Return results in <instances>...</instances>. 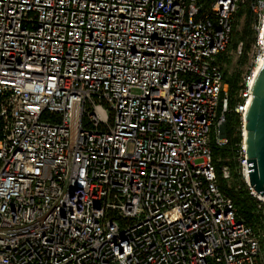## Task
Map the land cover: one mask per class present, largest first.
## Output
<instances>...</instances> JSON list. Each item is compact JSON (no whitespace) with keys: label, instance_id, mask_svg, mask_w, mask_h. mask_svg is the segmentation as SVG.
I'll list each match as a JSON object with an SVG mask.
<instances>
[{"label":"built area","instance_id":"1","mask_svg":"<svg viewBox=\"0 0 264 264\" xmlns=\"http://www.w3.org/2000/svg\"><path fill=\"white\" fill-rule=\"evenodd\" d=\"M263 63L264 0H0V264H264L213 150L234 111L235 187L264 212L245 143Z\"/></svg>","mask_w":264,"mask_h":264},{"label":"trees","instance_id":"2","mask_svg":"<svg viewBox=\"0 0 264 264\" xmlns=\"http://www.w3.org/2000/svg\"><path fill=\"white\" fill-rule=\"evenodd\" d=\"M244 36L249 34V28L246 27L243 31ZM250 47L249 44H246V50ZM247 61L246 58L242 60V64H245ZM241 72L234 73L231 77L227 76V81L230 83V107L233 109L236 104L237 95L240 91V82H241ZM241 125L239 115L234 111H231L226 115V133L229 138V145L226 147H218L213 143L214 158L217 162L219 157L228 158L226 161L232 169V172L235 176H238L237 170L240 169V164L237 160V155L239 154V149L241 146V132L239 130ZM220 163H217L218 175L220 177ZM219 185L222 191L230 196L235 206L238 209L239 215L244 217L246 221L252 225L256 230L262 226L264 223V212L257 211V206L259 201L250 195L249 189L245 183H243L240 189L236 187L228 188L224 180L219 179Z\"/></svg>","mask_w":264,"mask_h":264},{"label":"water","instance_id":"3","mask_svg":"<svg viewBox=\"0 0 264 264\" xmlns=\"http://www.w3.org/2000/svg\"><path fill=\"white\" fill-rule=\"evenodd\" d=\"M253 100L246 115V153L249 183L264 198V63L253 88Z\"/></svg>","mask_w":264,"mask_h":264},{"label":"rangeland","instance_id":"4","mask_svg":"<svg viewBox=\"0 0 264 264\" xmlns=\"http://www.w3.org/2000/svg\"><path fill=\"white\" fill-rule=\"evenodd\" d=\"M227 70H228V77H231L238 70V68L236 67V63L229 64ZM241 78H242V75H241ZM237 174H238V176H235L233 174V179H231L229 182H226V185H228L231 188H233V187L237 186L240 182H242V179H241V177L239 175V170H237Z\"/></svg>","mask_w":264,"mask_h":264}]
</instances>
